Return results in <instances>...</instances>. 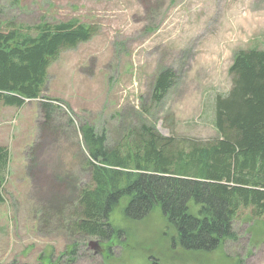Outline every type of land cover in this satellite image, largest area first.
Wrapping results in <instances>:
<instances>
[{
  "label": "rangeland",
  "instance_id": "obj_1",
  "mask_svg": "<svg viewBox=\"0 0 264 264\" xmlns=\"http://www.w3.org/2000/svg\"><path fill=\"white\" fill-rule=\"evenodd\" d=\"M67 21L96 34L47 70L43 97L61 102V114L46 127L39 101L0 104V147L9 153L0 264H264V215L251 208L237 212L233 236L210 252L182 251L159 208L128 221L116 205L108 242L72 232L70 218L89 183L79 127L94 126L115 147L146 123L174 145L215 138L213 99L231 88L234 55L264 50V0H0V31L33 34ZM165 70L172 86L155 102L153 83Z\"/></svg>",
  "mask_w": 264,
  "mask_h": 264
},
{
  "label": "trees",
  "instance_id": "obj_2",
  "mask_svg": "<svg viewBox=\"0 0 264 264\" xmlns=\"http://www.w3.org/2000/svg\"><path fill=\"white\" fill-rule=\"evenodd\" d=\"M30 31L10 26L0 31V104L20 108L39 101L49 127L63 104L43 97L48 68L63 50L96 33L76 21L41 23ZM228 73L231 88L213 99L216 135L210 142L174 145L146 123L131 129L115 147L94 126L78 128L88 155L84 168L89 183L77 194L72 232L108 242L115 234L108 217L122 202L126 220H141L159 208L182 251L210 252L233 236L231 222L240 209L264 215V50L237 52ZM172 82L170 71H162L153 83L152 99L161 102ZM8 163V150L0 147V205ZM40 264L60 263L47 257Z\"/></svg>",
  "mask_w": 264,
  "mask_h": 264
},
{
  "label": "water",
  "instance_id": "obj_3",
  "mask_svg": "<svg viewBox=\"0 0 264 264\" xmlns=\"http://www.w3.org/2000/svg\"><path fill=\"white\" fill-rule=\"evenodd\" d=\"M92 246V245H91Z\"/></svg>",
  "mask_w": 264,
  "mask_h": 264
}]
</instances>
